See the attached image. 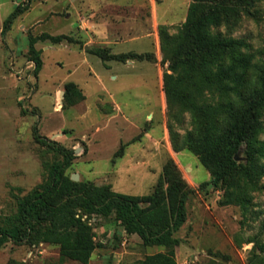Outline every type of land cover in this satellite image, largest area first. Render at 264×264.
I'll return each mask as SVG.
<instances>
[{
  "label": "rangeland",
  "instance_id": "374dc122",
  "mask_svg": "<svg viewBox=\"0 0 264 264\" xmlns=\"http://www.w3.org/2000/svg\"><path fill=\"white\" fill-rule=\"evenodd\" d=\"M248 2L250 13L241 14L231 35L243 38L256 59L264 61V0ZM22 3L0 0V227L19 224L18 201L40 190L51 168L62 160L58 151L35 140L36 128L41 137L73 152L65 173L70 179L122 194H150L165 163L173 160L194 190L186 204V222L175 234L180 240L177 264H250L253 254L255 262L264 264V178L249 192L248 205L221 206L224 192L205 185L210 175L197 156L188 149L175 152L171 143L170 128L180 143L195 125L190 113L166 104L162 74L168 64L162 62L159 31L165 27L168 34H176L190 0H33L2 33L5 21ZM82 22L106 23V41L115 45L114 40H121L113 52H152L155 61L104 63L92 54L103 46L94 36L97 32L79 31ZM220 31L229 33L225 27ZM41 33L64 34L75 42H37L43 65L34 76L28 39ZM67 82L78 85L85 99L62 108ZM262 121L264 128V114ZM260 139L264 141V129ZM122 145V156L115 157ZM234 160L246 162L242 152ZM89 223L101 244L89 264H139L165 251L143 246L113 216ZM0 264L77 263L62 262L55 245L7 241L0 248Z\"/></svg>",
  "mask_w": 264,
  "mask_h": 264
},
{
  "label": "trees",
  "instance_id": "16d2710c",
  "mask_svg": "<svg viewBox=\"0 0 264 264\" xmlns=\"http://www.w3.org/2000/svg\"><path fill=\"white\" fill-rule=\"evenodd\" d=\"M32 1L23 0L15 7L2 33L29 10ZM249 7L248 0H190L178 32L170 35L165 27L159 31L162 62L168 64L162 74L166 104L190 113L195 125L180 143L178 134L169 129L173 149H188L197 156L210 175L205 185L219 186L224 192L221 206L248 205L249 192L256 191L264 178V141L260 139L264 129V61L256 59L243 38L231 35L241 14L250 13ZM221 27L229 33H222ZM39 41L75 42L64 34L29 36L27 54L34 64V76L43 65L42 52L35 48ZM92 54L103 62L122 64L156 59L152 52L115 53L108 47L94 49ZM63 95L62 108L85 99L73 82L64 85ZM214 99L216 102H211ZM34 137L58 151L62 160L51 168L40 190L18 201L19 224L10 229L0 227V248L7 241L18 246L45 243L58 247L62 262L89 264L93 252L101 247L89 220L113 216L125 233L138 236L143 246L164 248L139 264H177L180 240L175 234L186 222V204L194 190L173 160L165 163L150 194L127 195L109 186L72 181L65 173L73 152L41 137L36 128ZM123 146L115 157L122 156ZM240 152L245 163L234 160ZM256 257L253 254L250 264H258Z\"/></svg>",
  "mask_w": 264,
  "mask_h": 264
},
{
  "label": "crops",
  "instance_id": "0c3cea01",
  "mask_svg": "<svg viewBox=\"0 0 264 264\" xmlns=\"http://www.w3.org/2000/svg\"><path fill=\"white\" fill-rule=\"evenodd\" d=\"M106 30H107L106 23L93 24L91 22H88V23L82 22V24L79 25V31H84L87 34H89V33L94 34L95 32H97V34L94 36L96 39H98V41L100 43H102V45H103L102 47H108V48L113 49L114 46H117L120 44L121 40H114L113 43H115V45H112L111 42H109L108 40L106 41V39L108 38L106 36L107 35ZM89 43H93V41H90ZM104 63H110V62H104ZM110 71H111V69H110ZM115 78H116V75H115ZM110 103L112 104V108L114 111L119 110V105L116 101L112 100Z\"/></svg>",
  "mask_w": 264,
  "mask_h": 264
},
{
  "label": "water",
  "instance_id": "95a60500",
  "mask_svg": "<svg viewBox=\"0 0 264 264\" xmlns=\"http://www.w3.org/2000/svg\"><path fill=\"white\" fill-rule=\"evenodd\" d=\"M62 95H63V92H61V96H62ZM235 160H237V158H235ZM71 180L77 182V181H78V178H76V177H71Z\"/></svg>",
  "mask_w": 264,
  "mask_h": 264
}]
</instances>
